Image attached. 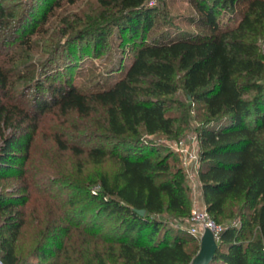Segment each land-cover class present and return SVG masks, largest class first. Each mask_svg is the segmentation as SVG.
Instances as JSON below:
<instances>
[{
    "label": "trees",
    "instance_id": "trees-1",
    "mask_svg": "<svg viewBox=\"0 0 264 264\" xmlns=\"http://www.w3.org/2000/svg\"><path fill=\"white\" fill-rule=\"evenodd\" d=\"M39 1H31L23 13V20L31 18L16 41L15 48L22 53L34 50V27L50 11L81 0H49L38 18ZM95 1V7L84 5L89 12L65 18L68 28L51 33L49 45L70 33L80 41L94 39L101 50L107 38L101 21L116 27L120 41L126 33L140 36L130 63L118 68L119 78L99 79L87 86L62 74L60 66L67 70L78 66L76 52L68 53L74 60L63 65L55 57L36 63L18 49L0 50V180L24 169L38 120L54 108L84 117L100 111L92 118L88 140L69 141L61 134L55 139L60 149L86 153L94 162L112 156L118 169L102 173L78 200L71 199L73 204L87 201L80 215L99 204L89 221L80 216L74 222L72 212L63 219L53 218L40 230L26 258L18 251L25 199L0 189L1 260L5 264H190L200 237L170 229L162 217L191 214L186 170L181 163H171V154L155 152L145 137L180 136L190 126L191 105L179 102L180 107L169 109L181 73L182 88L204 103L203 116L196 114V119L201 120L197 134L205 207L219 222L241 214L225 225L210 264H264V51L260 47L264 0H188L194 10L187 18L193 30L160 29L161 12L153 0ZM16 17L15 8L0 0L1 40L12 37Z\"/></svg>",
    "mask_w": 264,
    "mask_h": 264
},
{
    "label": "rangeland",
    "instance_id": "rangeland-1",
    "mask_svg": "<svg viewBox=\"0 0 264 264\" xmlns=\"http://www.w3.org/2000/svg\"><path fill=\"white\" fill-rule=\"evenodd\" d=\"M31 1L37 3L38 0H4L6 5L15 8L17 17L15 23L13 22L15 29L12 37L7 42L0 39V50L11 53L13 49H18L20 54H27L26 52H20L19 47L15 48V45L17 44L16 41L21 39V31H24L23 27H26L27 23L30 22V15L23 20V13L28 6H31ZM47 1L49 0L39 1L36 17H41L47 7ZM153 1L161 12V18L157 20L160 29L172 26L190 30L195 28L187 19L194 13L188 0ZM86 3L89 4L88 7L96 6L95 0H81L73 5L62 6L56 12L50 11L47 19L37 23L34 27L35 31L32 38L33 41L35 40V48L26 57L29 61L32 60L36 63L45 62L49 58L55 57L56 61L58 60L64 65L74 60L68 57L67 54L76 52L75 61L78 66H75L72 70L60 66L61 72L66 76L68 74L72 75L81 84L90 86L99 79L110 78L113 80L119 78L122 70L118 68H124V65L130 63L133 50L140 42V36L135 38L126 33L122 37L123 40L120 41L119 31L116 27L112 24H104L105 22L101 21L102 29L106 31L107 35L101 50L97 49L94 39L80 41L70 33L64 34L56 42L49 45L51 33H62L68 28L65 18L71 20L75 15L80 16L83 12H89L90 9L84 6ZM260 47L264 51V37L260 39ZM180 75L181 73L177 76L178 90L173 99L169 100L172 105L169 109L180 107L179 102L188 106L191 105L190 126L180 136L165 133L145 135L151 141V147L155 152L159 151L161 155L171 154L170 161L175 166L183 163L181 155L174 150L175 143L180 139L184 138L192 149L200 150L201 145L197 130L201 120L196 119V114L199 115L200 113L202 117L204 113L203 101L193 100L192 95L182 88ZM261 83L264 86V79ZM18 87L22 88V85L19 83ZM249 93L253 94L254 90ZM99 115L100 111L95 112L92 117H84L77 112L62 114L58 108L48 110L38 120V127L30 148V158L24 169L22 171H12L10 175L0 180L1 190L25 199L23 205L25 224L18 245V251L22 258H26L32 251L38 233L53 218L63 219L65 215L67 216L69 212H72L76 216L74 222L80 216L82 221H89L98 209L99 204H92L90 210L80 215L79 211L86 206L87 201L83 200L73 204L71 199L78 200L81 193L88 190V187L94 186L102 173L113 174L118 169L117 160L112 156H108L101 162H94L86 153L77 155L70 149H60L55 137L56 134H61L69 141L76 139L88 140L92 130V118ZM91 141H95V138ZM108 149L111 151L110 147ZM189 179L188 183L190 184ZM190 190V200L193 207L194 192L192 188ZM240 215L221 218L220 222L227 225L230 222L237 221ZM162 217L165 218L170 229L190 235L185 223L186 218L167 215V213ZM100 229V227L97 228L98 231Z\"/></svg>",
    "mask_w": 264,
    "mask_h": 264
},
{
    "label": "built area",
    "instance_id": "built-area-1",
    "mask_svg": "<svg viewBox=\"0 0 264 264\" xmlns=\"http://www.w3.org/2000/svg\"><path fill=\"white\" fill-rule=\"evenodd\" d=\"M154 2V1H153ZM199 140V139H198ZM174 150L182 157V164L186 170L187 177L190 178V186L194 194L201 190V180L199 177V157L198 149H192L187 141L180 139L174 145ZM188 230L201 238L206 230L213 233L217 241L225 228L221 222L217 221L206 209L205 206L195 204L191 214L186 218ZM0 264H5L0 258Z\"/></svg>",
    "mask_w": 264,
    "mask_h": 264
},
{
    "label": "water",
    "instance_id": "water-1",
    "mask_svg": "<svg viewBox=\"0 0 264 264\" xmlns=\"http://www.w3.org/2000/svg\"><path fill=\"white\" fill-rule=\"evenodd\" d=\"M139 212L143 214L145 210L141 209ZM200 240V248L190 264H210L215 257L219 244L213 233L206 230Z\"/></svg>",
    "mask_w": 264,
    "mask_h": 264
},
{
    "label": "crops",
    "instance_id": "crops-1",
    "mask_svg": "<svg viewBox=\"0 0 264 264\" xmlns=\"http://www.w3.org/2000/svg\"><path fill=\"white\" fill-rule=\"evenodd\" d=\"M193 198H194L193 205L198 204L201 206H205V202H204L203 195H202V188L201 190H199V192L193 195Z\"/></svg>",
    "mask_w": 264,
    "mask_h": 264
}]
</instances>
